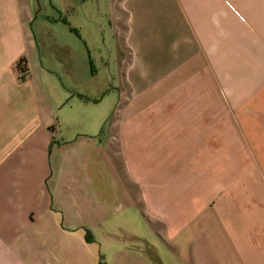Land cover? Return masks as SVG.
<instances>
[{
	"label": "crops",
	"instance_id": "1",
	"mask_svg": "<svg viewBox=\"0 0 264 264\" xmlns=\"http://www.w3.org/2000/svg\"><path fill=\"white\" fill-rule=\"evenodd\" d=\"M72 8L85 50L130 48V113L108 73L39 63L35 3L0 0V264H87L86 233L130 212L176 264H264V0Z\"/></svg>",
	"mask_w": 264,
	"mask_h": 264
},
{
	"label": "rangeland",
	"instance_id": "2",
	"mask_svg": "<svg viewBox=\"0 0 264 264\" xmlns=\"http://www.w3.org/2000/svg\"><path fill=\"white\" fill-rule=\"evenodd\" d=\"M32 1L35 3L33 11L35 18L29 28L41 51L38 62L60 71L65 70V66L75 65L77 71L71 72V76L76 74L80 81L87 84L91 74L99 78L108 73L114 83L118 84L120 100L123 96H127L124 104L120 105L121 117L130 113V95H132L130 94V48H122V54L111 58L107 55H99L94 49L85 50L80 35L82 31L78 25L82 18L79 8L75 11L72 8V13L69 15L70 8L81 0ZM69 22L76 25L75 30L69 29ZM68 49H71L70 53L67 52ZM105 61L108 62L109 71L102 66ZM60 71L58 74H64L65 78L66 74L67 77L70 75L68 72ZM72 79V77L66 78V80ZM76 80H79L78 77ZM139 169L141 167L136 166V171ZM183 171L185 173L186 169ZM114 219V217L107 219L101 227L86 233L88 237L89 234L91 235L87 243L89 261L87 264H130V259H127L122 252L123 248L130 245L144 246L145 243L155 244V249H149V264H176L173 254H170L169 249L162 247L163 244L160 243L157 234L153 233L151 229L153 225L144 219L140 212H130V217L119 216L116 218L117 223Z\"/></svg>",
	"mask_w": 264,
	"mask_h": 264
},
{
	"label": "trees",
	"instance_id": "3",
	"mask_svg": "<svg viewBox=\"0 0 264 264\" xmlns=\"http://www.w3.org/2000/svg\"><path fill=\"white\" fill-rule=\"evenodd\" d=\"M22 61H23V59H19L18 61H17V66H18V69L20 70V71H24L25 70V68H24V66H23V64H22Z\"/></svg>",
	"mask_w": 264,
	"mask_h": 264
}]
</instances>
